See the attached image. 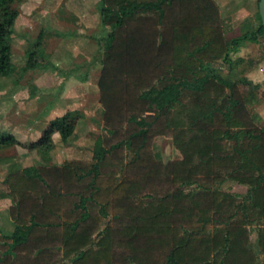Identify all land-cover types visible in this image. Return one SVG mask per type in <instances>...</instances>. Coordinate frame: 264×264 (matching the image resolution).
<instances>
[{
  "label": "trees",
  "instance_id": "1",
  "mask_svg": "<svg viewBox=\"0 0 264 264\" xmlns=\"http://www.w3.org/2000/svg\"><path fill=\"white\" fill-rule=\"evenodd\" d=\"M18 1L0 0V78L15 71L8 37ZM97 6L105 43L91 158L7 173L12 231L0 233V264H264V127L248 107L251 83L216 66L234 69L242 41L264 40L257 10L251 34L227 40L213 0ZM263 59L264 46L255 62ZM159 136L179 159L155 156ZM16 144L0 132V148ZM225 179L245 193L218 189Z\"/></svg>",
  "mask_w": 264,
  "mask_h": 264
},
{
  "label": "rangeland",
  "instance_id": "2",
  "mask_svg": "<svg viewBox=\"0 0 264 264\" xmlns=\"http://www.w3.org/2000/svg\"><path fill=\"white\" fill-rule=\"evenodd\" d=\"M45 1L47 2L45 5L38 2L36 4L46 7L50 2L49 0ZM76 1L79 4L74 3L71 7H64L59 4L56 8L52 7V10L49 8L43 9L41 17L43 20L49 19L51 15L57 16L62 19L66 18V25L55 21L53 24L49 21L34 19L30 33H25L26 37L21 38L24 39L26 45L24 49L18 48L19 44L17 45V39L14 37V35L19 36L20 33L18 29L15 32L16 24L18 21L21 22V14L32 15L33 11L25 9L27 0L18 1L12 5L17 16L15 17L16 23H13L11 34L8 37V42L11 45V61L15 71L11 77L0 78V132L12 135L17 141L16 145L0 148V233L5 235L12 231L7 215V208L10 206L11 200L7 186L4 183L7 173L19 170L27 165H60L66 160L89 161L91 158L90 148L101 131V108L97 101L96 82L100 69L101 47L105 43V32L101 30L102 28L97 20V3L99 0ZM246 6L249 13L253 15L256 11V0H249ZM35 9L39 11L38 6ZM20 10L22 13L19 12ZM77 10L83 11L82 18H91V21L87 19V25L92 26L89 29H84V37L70 40L74 45L73 48L77 45L75 56L67 55L65 52L62 56L58 47H62L59 45L64 40L56 36L53 30L60 25L64 28L65 26L68 28L72 26L73 31H58L57 33L60 36L71 38V33H76L78 28L80 29V26H82L80 23H74L75 17L72 12L78 16L81 15ZM254 18L253 16L252 21H254ZM251 24L249 21L244 22L241 24L239 31L242 34L246 31L250 35V31L254 29V24L252 26ZM227 25L228 27L224 24V31L226 32L231 28V25ZM56 30H61V28ZM10 37H12V43H10ZM258 39H260L257 42L259 45L253 44L250 40H244L240 43L236 55H232V58L241 60L239 57H242L244 61L234 69L230 70L227 65L216 63V66L219 65L218 74L229 81L239 80L247 71L250 72V77H253L254 69L258 65L249 66L246 61L250 59L255 62L260 57L264 40L262 38ZM30 42L35 43L36 50L33 51L34 46L31 47L33 43L26 49L27 44ZM55 46L58 48L57 51L54 50L56 49ZM57 52L59 53V60H53L52 58ZM79 52H81L80 55L76 56ZM24 53L30 59L25 57ZM28 54L35 61H38L42 67H35L23 73L21 68L32 60ZM81 78H84L83 81L88 83V86L84 89L78 86ZM238 88L240 92L247 94V88L242 86ZM33 89H38L42 95L38 96L36 92L34 94L41 99L29 98V94L32 93ZM82 89L83 94L87 91L88 94H84L79 98L75 106V109L79 111L77 113L81 114L82 117L73 116L70 119H63L60 124L53 123L54 120L59 119H53V115L56 114L53 110L55 108L58 110L57 116L59 117L65 115V112L69 111V108L71 109V102L74 101L71 95L81 93ZM260 90V93L264 94V86ZM258 102L260 101L258 100ZM256 107L257 110L255 108L253 110L256 113L254 114L257 125L264 127V102L263 104L260 102ZM251 108L250 111L253 113ZM151 148L155 156L162 162L179 159L170 137H155L152 140ZM14 160H17V163ZM217 188L238 195H243L246 191L244 186L226 179L218 184ZM249 240L253 246L255 242L254 231H250Z\"/></svg>",
  "mask_w": 264,
  "mask_h": 264
},
{
  "label": "crops",
  "instance_id": "3",
  "mask_svg": "<svg viewBox=\"0 0 264 264\" xmlns=\"http://www.w3.org/2000/svg\"><path fill=\"white\" fill-rule=\"evenodd\" d=\"M66 1L67 0H49L50 3L48 5H46V7H45L44 5H45V3H47L45 0H42V1L41 0H27V2H26L27 4L25 5V9L26 10H29L31 12L33 11L34 14L33 13H32V15H30V14L28 15L27 13H26V15L25 14H21L22 20H21V22H19V21L17 22V24L19 23L18 24V27H17V24H16L15 32L17 31V29L20 32L19 33V36H15L14 35V37H16V39H17V45L19 44L18 45V48L19 49H24L26 47L25 42L23 41L24 39L22 40L21 38L26 37V34H29L30 33L29 31H30L31 26L33 25L34 19L35 20L40 19V21L43 20L41 18L42 17V11H43V9L49 8V9L52 10V7L56 8L59 4L63 5L64 7H71V6H73L74 3H78L76 0H70V1H67V2ZM213 1L216 4V6L218 7L219 13H220L221 17L223 18V23L226 25V27H228L227 24L231 25V28L228 30V32L224 31V38L225 39L228 40V39H231V38L239 37L242 34L239 31V29L241 28L240 27L241 24H243L244 22L249 21L250 23H252L251 26L253 25V21H252L253 15L249 13V11L247 10V6H246L248 4L249 0H213ZM37 2L38 3H44V5L42 6V5L36 4ZM98 3H99V1H98ZM98 3H97V5H98ZM37 6L39 7V11L35 9ZM77 9H80V8H77ZM19 12L22 13L21 10ZM77 12H79V14H81V15L78 16L74 12H72V15L75 17L74 23L75 24L80 23L82 26H80V29L78 28V30H77L76 33H74V32L71 33V36H72L71 38H67V37L60 36L57 33H58V31H62V32L73 31L71 29L72 26L70 28H68V27L65 26V28H64L62 25H60L56 29H60L61 28V30H56V29L53 30V33L56 36H58V37H60L61 39L64 40L59 45V46H62V47H58L59 50H60L59 53H61L62 56L65 53L67 55L68 54L69 55L71 54L70 56H75L76 46L77 45L75 46V48H73L74 45H72V43L70 42V40L71 39H74V38H77V37H84V32H85L84 29H89L92 26V25L91 26H88L87 25V19L89 21H91V18H87V19L84 18V17L82 18L81 17L82 14H83V11L82 10H77ZM48 13L50 15V11ZM43 21H49L50 23H53V24L55 22H57V23H64V25H66L65 23H66L67 20H66V18L65 19H62V18H58L57 16H52L51 15L49 17V19H44ZM14 22H15V19H14ZM94 23H96V22L94 21ZM233 23H234V25H233ZM20 25H22V26H20ZM234 29H235V32H234ZM101 30H103V29H101ZM12 37H10V43H12ZM79 39L82 40L81 38H79ZM19 41H20V43H19ZM31 43H33V42H30V43L27 44V48L26 49H28V47H29V45ZM34 44L35 43H33V45H31V47L34 46L32 48L33 51H34V49L36 47ZM55 48H56V46H55ZM58 48H56L54 50L57 51ZM243 48L245 49L244 46H243ZM54 50H53V52H54ZM68 52H70V53H68ZM59 53L57 52V54H55L54 58H52V59L53 60H59ZM80 53L81 52L77 53L76 56L77 55H80ZM236 53H237V51L235 53H233L232 55H236ZM24 55H25V57H27L26 53H24ZM28 55L31 57L30 54H28ZM25 57L23 56V58H25ZM239 58H241L242 63H243V61H244L243 58L242 57H239ZM28 59H30V58H28ZM31 59H32L31 61H35L33 57H31ZM232 59H236V58H232ZM249 61H250V59H248L246 61V63L249 66L258 65L254 69V76L252 75L253 77H250V75H249L250 72H248V71L242 76L247 81H249L251 83V85L254 87L252 96L251 97L248 96V107H249V109L252 107L251 110L253 111V114H254L255 112H254L253 108H255L257 110L256 105H258L260 102L263 104V102H264V96H263L264 94H261L260 93L261 92L260 89L264 86V59L261 60L260 62H252L251 64H250ZM35 62L38 63V61H35ZM83 79L84 78H81L80 79L81 81L78 84V86H80V87H82L84 89L85 87L88 86V83L86 81H83ZM35 83H36V81H35ZM35 83H34V86H35ZM83 89L80 91L81 93H75V94L71 95V97L74 98V101L71 102L72 103L71 109L69 108V111H66V112H72V111L79 112L77 109H75V106L77 105L76 103H78V99L81 98L84 94H86V95L88 94V91L87 92H84V94H83ZM34 92H36V94H38V96L39 95H42V94L39 93L38 89L37 90L36 89H33L32 90V93L29 94V98L30 99H41V98H37V96H36V94H34ZM258 100L260 102H258ZM65 110H67V109H65ZM53 111H54V113H56V114L53 115V119L60 118L59 116H57V111L58 110L55 108ZM79 116L82 117L81 114H79ZM14 161L17 163V160H14ZM23 167H21V168H23ZM9 232L11 233V231H9Z\"/></svg>",
  "mask_w": 264,
  "mask_h": 264
},
{
  "label": "water",
  "instance_id": "4",
  "mask_svg": "<svg viewBox=\"0 0 264 264\" xmlns=\"http://www.w3.org/2000/svg\"><path fill=\"white\" fill-rule=\"evenodd\" d=\"M256 10L259 17L260 26L264 31V0H257Z\"/></svg>",
  "mask_w": 264,
  "mask_h": 264
}]
</instances>
